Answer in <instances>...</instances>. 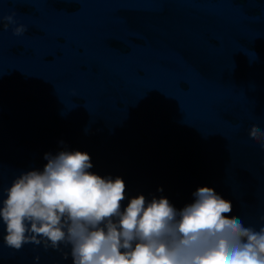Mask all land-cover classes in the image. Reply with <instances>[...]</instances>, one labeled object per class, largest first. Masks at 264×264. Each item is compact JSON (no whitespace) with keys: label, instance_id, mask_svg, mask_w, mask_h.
<instances>
[{"label":"clouds","instance_id":"obj_1","mask_svg":"<svg viewBox=\"0 0 264 264\" xmlns=\"http://www.w3.org/2000/svg\"><path fill=\"white\" fill-rule=\"evenodd\" d=\"M14 15L2 18L5 29L16 23ZM26 31L19 25L13 35ZM249 138L264 149L260 127L253 125ZM44 159L42 171L21 173L0 189L9 249L34 244L60 251L63 245L70 250L64 259L70 255L73 264H264V226L229 218L231 203L212 188H198L194 202L179 210L166 198L144 195L122 207L124 181L91 173L87 153H46Z\"/></svg>","mask_w":264,"mask_h":264}]
</instances>
